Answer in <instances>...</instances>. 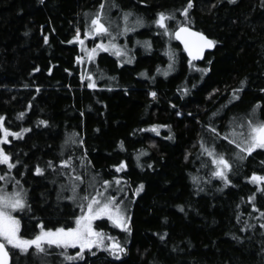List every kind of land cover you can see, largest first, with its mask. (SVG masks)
I'll return each instance as SVG.
<instances>
[{
	"label": "trees",
	"instance_id": "1",
	"mask_svg": "<svg viewBox=\"0 0 264 264\" xmlns=\"http://www.w3.org/2000/svg\"><path fill=\"white\" fill-rule=\"evenodd\" d=\"M101 2L112 16L132 11L131 19L141 17L144 24L140 31L134 29L132 42L139 43L132 55L128 50L132 63L120 65L103 53L89 65L98 85L90 89L80 79L86 66L77 63L80 46L73 37L77 28L84 37L86 22ZM193 3L191 27L216 41L204 62H194L209 68L205 74L190 71L181 46L151 23L156 13L180 9L186 0H0V115L13 131L31 129L4 146L13 160L21 161L12 172L26 188L31 206L20 213L22 235L38 232L41 221L48 227H73L80 198L101 191L104 180L123 177L129 200L144 185L130 209L131 234L107 220L95 226L110 231L126 252L116 259L95 250V256H85L87 264H264V219L248 201L256 186L245 179L252 172L264 174V150L243 161L232 158L234 145L208 128L211 124L221 133L229 131L233 118L242 120L258 101L264 119V0ZM176 17L183 19L179 12ZM168 23L175 28L176 21ZM170 51L175 62L165 76ZM185 87L189 91L182 94ZM237 88H243L238 100L233 99ZM20 112L25 116L17 120ZM152 125L169 127L157 134L149 130ZM80 139L82 145L71 143ZM202 141L232 158L231 185L210 177L213 166ZM85 151L91 164L82 166ZM141 151L145 155L137 161ZM68 156L83 183L60 169L59 161ZM46 161H53L57 170L35 174V165L44 167ZM121 161L127 168L117 172L114 166ZM0 169L7 171L2 165ZM73 182L79 185L75 201L63 198L73 194ZM255 204L264 211V193H256ZM15 252L11 250L12 264H31L26 258L16 260Z\"/></svg>",
	"mask_w": 264,
	"mask_h": 264
},
{
	"label": "snow or ice",
	"instance_id": "2",
	"mask_svg": "<svg viewBox=\"0 0 264 264\" xmlns=\"http://www.w3.org/2000/svg\"><path fill=\"white\" fill-rule=\"evenodd\" d=\"M42 2V0H41ZM143 4L145 0H140ZM229 2H235V0H229ZM112 6H117L113 4ZM194 7L193 0H186L185 6L180 9L173 11H160L156 13V17L152 24H155L159 29L163 31L160 35H168L169 38H174L179 40L183 44V50L187 53L188 66L190 71H197L201 74H205L209 71L207 67H198L194 61L202 59L205 49L213 48L216 41L210 39L207 35L200 31H194L191 27V17L190 10ZM176 12H179L183 19H177ZM134 13L132 11H125L122 13V20L124 21V27L122 31H116L112 29V21L108 19L107 13L105 12V3L101 2L98 6L97 11L91 16L90 22H86V32L84 34L87 37H109L107 43L101 40L96 43L94 47L87 48L84 47V38H81L79 28L76 29V35L73 40L78 41L81 45L82 51L85 53L88 60H93L95 56L100 51L111 52L114 56L121 58V63H123V58L127 57V62L132 63V58L128 57V50L125 46H121L115 43L116 37L118 35H126L130 31H134L135 27L143 26L144 21L141 17H138L130 22V17ZM169 21H176V26L174 29L169 27ZM133 26H129V24ZM119 25H117V29ZM45 42H47V37H45ZM72 43V41H69ZM139 43V41L137 42ZM145 44L150 47L149 42ZM169 59L172 61L168 65V70L164 71V75L167 76L169 71L173 70V65L175 62V53L169 52ZM85 56H77L76 60L78 63L83 62ZM210 63V61H209ZM36 69H34L35 71ZM157 71H160L158 68ZM141 75H146V73H141ZM82 81L87 80V87L90 89H95L98 87L95 78L91 72L82 73L80 76ZM245 81H241V85H244ZM195 87V85H193ZM243 88L233 89V99H239L238 93L241 92ZM39 91V88H37ZM189 91L185 87L182 94H186ZM264 93V89H260ZM153 98L157 96L155 91L149 93ZM31 107V105H29ZM173 107H175L173 105ZM261 108V103L258 101L251 111L244 116L242 120L237 122L233 118L231 124L233 125L229 131L219 132L218 129L211 124L208 125L211 133L217 138H223L228 141L231 145H234V151L232 152V158L238 159L240 161L246 160L251 156L256 150H264V119L259 116V110ZM181 113L177 112V115ZM216 113H213L215 116ZM25 116V112H20L16 119L22 120ZM5 116L0 115V165L4 166L7 171L0 174V181H6L7 178L11 177L12 169H15L18 164L21 163L19 159L13 160V154L5 150L3 145H8L12 143L9 137L15 139H22L24 134L31 131L29 128H20L19 131H13L9 127L5 126ZM39 124L47 125V120H40ZM161 127H169L168 125H152L149 130L159 134V129ZM171 134L168 139H172ZM67 142V141H66ZM73 144H83V140H72ZM120 147L123 148V142H120ZM201 148L203 153L210 158V163L213 166L210 171V177L219 178L224 187L232 184L230 179V173L233 171L232 158L226 157L222 152H217L214 144L205 145L201 142ZM87 153L85 151L84 156L80 158V164L86 166L91 164V161H86ZM145 155L144 151L137 154V161H139L140 156ZM264 164V161H261ZM59 166L61 170H70L74 176L75 181H80L83 183V177L76 173V168L73 165V157L68 156L66 159H61L59 161ZM207 167V165H203ZM27 168V165H24ZM117 172H121L127 168V164L121 161L120 164L114 166ZM143 167V165H141ZM151 167V165H148ZM46 169L57 170V165L53 161H46L45 166L42 167L40 164H36L34 167V172L37 175H43ZM245 179L251 184L256 186V191L248 197V201L251 203L252 209L258 211L262 219H264V211L257 208L255 204L256 193H264V174L252 172L250 176L245 177ZM15 187L11 192L7 191V185H0V264H12V254L11 249L18 250L19 254H30L31 250H34L35 255L39 256L42 260L48 255H51V250L53 247L57 249L67 250L68 248L77 249L75 254H67L66 251H61L59 255L63 257L64 261H87L85 260L86 253H90L92 256L96 255V250H103L108 252V254L116 259L120 258V254L126 252V248L121 242L114 236L108 235L102 230H97L93 226V222L101 217H107L112 224L124 232L130 233L132 231L129 226L130 217L127 215L126 210L122 207V201H117V196L108 194V189L116 186V192L119 194L123 191L122 181L123 177H113V180H104L103 185L105 186L104 192L96 191L95 195L85 194L82 196L81 203L79 207L81 208V214L74 217V227L69 226H54L48 227L43 221L39 224V231L34 233L31 237L21 234V221L14 215V212L31 210V206L28 203L26 196L27 190L21 186V181L13 177ZM95 177H93V181ZM63 187V186H62ZM79 185L75 182L71 185L72 195L68 197H63L68 200L75 201L77 197V189ZM144 185L141 183L136 189V194L143 191ZM181 211L183 207L181 206ZM251 215V213H249ZM239 220V217H237ZM247 228L253 227L252 224L246 225ZM264 228V224H261ZM163 238V237H162ZM11 246V249L8 247ZM63 264V261L61 262Z\"/></svg>",
	"mask_w": 264,
	"mask_h": 264
},
{
	"label": "rangeland",
	"instance_id": "3",
	"mask_svg": "<svg viewBox=\"0 0 264 264\" xmlns=\"http://www.w3.org/2000/svg\"><path fill=\"white\" fill-rule=\"evenodd\" d=\"M105 12L107 13V16H108V19H110L111 21H112V29L113 30H116V31H122V29H123V27H124V21L122 20V17L121 18H117L115 15H111V9H107V10H105ZM91 18V17H90ZM131 21H133L132 19H131V17H130V22ZM88 22H90V19L88 20ZM117 25H119V28L117 29ZM141 27H143V26H140V27H138V30H136V31H140V28ZM85 32H86V27H85ZM138 35H139V32H138ZM137 36V33L136 32H134V31H130V32H128L126 35H118L117 37H116V40H115V43H117V44H119V45H121V46H125L126 47V50H129V54L130 55H132L131 54V51H133L134 49H136L137 47H138V44L135 42V43H133L132 41L133 40H135V37ZM168 36V35H167ZM82 38H84V47H87V48H92V47H94L95 46V44L96 43H99L101 40H103L105 43H107V41H108V39H109V37H107V36H103V37H87V38H85V36L84 37H82ZM78 42V41H77ZM132 43V44H131ZM78 44H79V42H78ZM79 46H80V56H85V59L83 60V62H80V63H78L79 65H81L82 66V68L84 67V66H86V69L84 70V72H82V73H85V72H88V67H89V65H91L92 63H96L97 62V59H98V56L100 55V54H103V53H106V54H109L110 56H112V57H114L117 61H118V63L120 64V65H122V64H124V63H127V57H124L123 58V63H121V58H118V57H116V56H114L111 52H105V51H100L96 56H95V58L93 59V60H88L87 59V57H86V55H85V53L82 51V48H81V45L79 44ZM128 54V55H129ZM130 55L128 56V57H130ZM135 56V55H134ZM132 58V57H131ZM132 60H133V58H132ZM5 123V122H4ZM6 126V125H5ZM25 135H26V133L24 134V137H25ZM23 137V138H24ZM22 138V139H23ZM9 139L11 140V139H15V138H12V137H9ZM5 145H3V147H4ZM1 166V165H0ZM13 170V169H12ZM12 170H11V172H12ZM4 172L2 171V169H0V174H3ZM13 177H14V174H13V172H12V175H11V177H9V178H7L6 179V181H0V185H4V184H6L7 185V191H9V192H11L12 190H13V188L15 187V184H14V180H13ZM15 178V177H14ZM21 186L24 188V189H26L25 187H24V185L22 184V182H21ZM116 187H118V186H116L115 184H113V187L112 188H110V189H108V192H106L105 193V195H108V194H111V195H114V196H117V201L119 202V201H122L123 203H122V207L126 210V213H127V215L130 217V209H131V206H132V204H133V202L135 201V199H136V196H137V194L135 193V195H134V198L132 199V200H129V198H130V196H129V194L128 193H126L125 192V185H123L122 184V188H123V191H121L119 194H117V192H116ZM104 188H105V186H104ZM104 188L101 190V192H104ZM141 193V192H140ZM26 199H27V196H26ZM78 207H79V205H78ZM26 211V210H25ZM22 212H24V211H17V212H14L13 214L14 215H16L19 219H20V221H21V218H20V213H22ZM81 214V208L79 207V213H78V215H80ZM77 215V216H78ZM100 220H107V221H109L108 219H107V217H101V218H98L97 220H95L94 222H93V226L96 228V226H95V223L97 222V221H100ZM130 222V221H129ZM109 223H110V225L111 226H113V227H115L113 224H112V222L111 221H109ZM74 226H75V223H74ZM73 226V227H74ZM21 228H22V221H21ZM116 228V227H115ZM98 231L99 230H102V231H104L105 233H107L108 235H111V236H113L112 234H110V231L108 232V230L107 229H98V228H96ZM116 229H118L119 231H121V232H124L123 230H121V229H119V228H116ZM124 233H126V234H131V232L130 233H128V232H124ZM115 237V236H114ZM10 249H11V246H8ZM12 250V249H11ZM13 250H15L16 252H15V254H16V260H19L20 258H22V259H24V258H26V259H29L30 260V262H31V264H35V262H37V264H57V263H60L61 261H64L63 260V257L61 256V255H59V253L61 252V251H66L67 252V254H75V252L76 251H78V248L77 249H73V248H68L67 250H62V249H57V248H55V247H53V249L51 250V255H48L45 259H41L39 256H37V255H35V254H33L34 253V250H31L30 251V254H28V255H25V254H19L18 253V250H16V249H13ZM96 249L94 248L93 249V251H95ZM97 251H102V252H106V251H103V250H97ZM88 253H86V255H87ZM85 255V256H86ZM120 256H121V254H120ZM115 258V257H114ZM67 262H77V261H67Z\"/></svg>",
	"mask_w": 264,
	"mask_h": 264
},
{
	"label": "water",
	"instance_id": "4",
	"mask_svg": "<svg viewBox=\"0 0 264 264\" xmlns=\"http://www.w3.org/2000/svg\"><path fill=\"white\" fill-rule=\"evenodd\" d=\"M194 31H198V30H195L194 28H192ZM176 42L177 43H179L180 45H181V47L183 48V44H182V42L181 41H179V40H176ZM214 51V47L213 48H210V49H205V51H204V55H203V58L202 59H199V60H196V61H194L195 63H202V62H204V60L206 59V56H207V54H209V53H212ZM185 54H186V56H187V53L186 52H184ZM188 58V57H187Z\"/></svg>",
	"mask_w": 264,
	"mask_h": 264
},
{
	"label": "flooded vegetation",
	"instance_id": "5",
	"mask_svg": "<svg viewBox=\"0 0 264 264\" xmlns=\"http://www.w3.org/2000/svg\"><path fill=\"white\" fill-rule=\"evenodd\" d=\"M183 50V49H182Z\"/></svg>",
	"mask_w": 264,
	"mask_h": 264
}]
</instances>
